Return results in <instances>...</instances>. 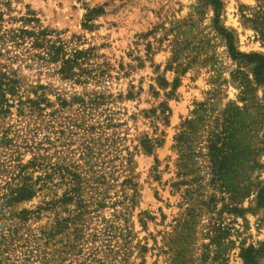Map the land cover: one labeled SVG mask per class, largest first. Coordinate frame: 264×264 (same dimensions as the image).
I'll use <instances>...</instances> for the list:
<instances>
[{
  "label": "rangeland",
  "instance_id": "1",
  "mask_svg": "<svg viewBox=\"0 0 264 264\" xmlns=\"http://www.w3.org/2000/svg\"><path fill=\"white\" fill-rule=\"evenodd\" d=\"M220 3L216 23L208 0H0V36L30 11L94 70L63 79L0 41L19 80L0 108V264H243L262 243L264 83L218 26L264 55V0Z\"/></svg>",
  "mask_w": 264,
  "mask_h": 264
},
{
  "label": "trees",
  "instance_id": "2",
  "mask_svg": "<svg viewBox=\"0 0 264 264\" xmlns=\"http://www.w3.org/2000/svg\"><path fill=\"white\" fill-rule=\"evenodd\" d=\"M208 1L213 7L215 21L218 23L221 7L220 0ZM101 13H103L102 7H93L90 9L89 12L85 14L86 23H84L83 26L89 27L87 22L91 21L93 17ZM2 15L3 13L0 12V21L3 20ZM21 20L24 23L23 27L5 30V32L0 36V41H2V43L11 42L14 46L19 47L24 46L27 41H30L33 49L40 50V53L38 52L34 54V56L46 63H58L59 68L56 72L63 79H75L77 82H85L88 77L94 78L92 75V72L94 71L93 69H85L82 67L85 59H87L85 51L75 50L72 55H68L65 50V46L60 42V40L47 39V37L53 34L54 31L40 28H38V30L27 29L25 27L27 24L38 23V19L35 18L33 13L30 11L27 13V16L22 17ZM32 28H35V26H32ZM218 31H220L222 36L225 38L231 57L234 59H243L248 63L253 64L255 80L258 83H264V55L257 52L243 53L236 50L233 35L221 26H218ZM101 71L103 72V70ZM18 84L19 80L13 72L8 73L6 71H0V108L2 107L3 101H5V99H3L5 93H9L12 96L15 95L19 88ZM160 84L161 86H165L167 81L164 80ZM176 85L177 83L175 81L172 88L174 89ZM21 103H28L31 108H38L42 110V108L37 106L36 100L28 99L27 101ZM165 110H168V108L165 107ZM162 112L164 113V110H162ZM164 115V118L167 119V115L165 113ZM143 148L147 152H151L152 146L150 144H143ZM9 194L12 201H20L30 198L32 196V191L28 186L23 185L17 190L11 191ZM257 202L264 210V186L258 191ZM263 255L264 240L258 247L249 245L243 248L240 252L243 264H258V259Z\"/></svg>",
  "mask_w": 264,
  "mask_h": 264
}]
</instances>
